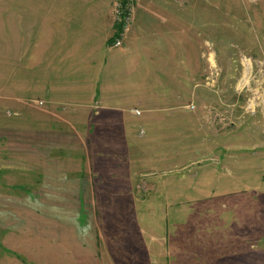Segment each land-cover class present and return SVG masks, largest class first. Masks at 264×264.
Wrapping results in <instances>:
<instances>
[{"label":"rangeland","instance_id":"1","mask_svg":"<svg viewBox=\"0 0 264 264\" xmlns=\"http://www.w3.org/2000/svg\"><path fill=\"white\" fill-rule=\"evenodd\" d=\"M2 1L8 30L0 37V264H36L27 249L41 245L40 232L74 228L99 231L104 240H117L124 228L149 241L156 232L162 251L152 248L153 264H264V0L136 3L165 1L185 9L179 17L184 28H194L201 57L196 80L203 86L194 87L189 109L141 111L132 118L137 138L128 146L138 157L140 146L148 155L131 158L155 171L136 178L131 191L95 184L100 177L74 127L52 115L58 110L47 111L37 87L27 83L42 47L26 45L22 23L11 24L16 3ZM12 28L19 38L12 39ZM112 145L113 156L124 160V145ZM87 180L94 188L79 189ZM60 181L79 186L67 191L70 199L61 206L50 200ZM69 214L73 221L66 220Z\"/></svg>","mask_w":264,"mask_h":264},{"label":"crops","instance_id":"2","mask_svg":"<svg viewBox=\"0 0 264 264\" xmlns=\"http://www.w3.org/2000/svg\"><path fill=\"white\" fill-rule=\"evenodd\" d=\"M164 2L136 7L134 24L121 47L112 44L117 25L114 5L108 0H27L26 7L18 6L20 1L14 0L17 7L10 9L11 24L19 20L25 29L26 45L42 47L40 57L36 58L37 71L32 76L28 73L27 83L37 87L47 111L58 110L59 114L52 115L63 118L61 124L74 127L76 141L84 146L89 167L100 177L95 182L101 183L100 190L122 187V191H131L128 185H133L136 178L148 177L155 171L148 170L147 165H135L131 158L139 155L132 154L134 146H128L129 141L136 142L137 138L131 135L132 118L142 115L141 111L189 109L194 87L203 86L196 80L201 76L197 66L201 57L193 38L194 28L188 30L182 25L184 18L179 14H184L185 9ZM2 11L0 0V37L4 38L8 29L2 26ZM13 31L17 29H11L12 39H16L18 35L14 36ZM65 109L71 111L63 113ZM113 142L126 148L121 156L124 160L113 156L117 147L112 148ZM140 150L139 159L148 155L142 146ZM58 170L60 174L64 168ZM88 180L79 189H93ZM114 182L116 186L111 185ZM63 184L55 186L59 194L50 199L51 204L68 203L67 191L78 189L76 181L72 182L74 185L67 181ZM171 187L167 190L174 197L177 192ZM64 216L67 221L75 218L72 214ZM124 230L116 235L117 240L115 236L104 240L99 231L97 234L81 228L44 230L37 235L42 239L41 245H36L34 252L30 247L27 250L36 256V264H153L151 254L162 251L158 234L152 233L154 239L149 241L139 230L136 234H132L136 230Z\"/></svg>","mask_w":264,"mask_h":264},{"label":"built area","instance_id":"3","mask_svg":"<svg viewBox=\"0 0 264 264\" xmlns=\"http://www.w3.org/2000/svg\"><path fill=\"white\" fill-rule=\"evenodd\" d=\"M138 0H117L114 6V21L117 25L113 46L121 47L135 21ZM184 2L185 0H179ZM41 104V103H40Z\"/></svg>","mask_w":264,"mask_h":264}]
</instances>
